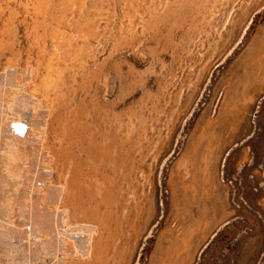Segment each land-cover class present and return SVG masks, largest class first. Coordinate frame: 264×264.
Listing matches in <instances>:
<instances>
[{
    "label": "rangeland",
    "instance_id": "374dc122",
    "mask_svg": "<svg viewBox=\"0 0 264 264\" xmlns=\"http://www.w3.org/2000/svg\"><path fill=\"white\" fill-rule=\"evenodd\" d=\"M8 70L45 114L27 149L65 221L90 229L89 253L67 238L62 264H264V0H0V79ZM5 165L0 222L22 256L39 238L19 211L29 202L3 190ZM235 174L245 225L195 227L210 214L193 179Z\"/></svg>",
    "mask_w": 264,
    "mask_h": 264
},
{
    "label": "bare ground",
    "instance_id": "6f19581e",
    "mask_svg": "<svg viewBox=\"0 0 264 264\" xmlns=\"http://www.w3.org/2000/svg\"><path fill=\"white\" fill-rule=\"evenodd\" d=\"M4 74L1 77L3 80L0 85V110L3 107H7L4 111L17 114L18 118L7 119L0 113V149H4L7 154L5 155L3 153L0 155V161L6 163V170L3 176H5L4 179L6 180V184H8L3 190H10L9 194L14 197L13 202L19 203L20 205L23 204L24 206L29 202V208H20L19 211L23 212V217L27 216L28 218L24 222V225L29 224V230L35 233L39 239H36L34 242L36 249H30L29 253L23 251L22 256H20V254H16L19 249L17 247L18 244L14 245L11 241L12 237L14 239L18 237L16 236L17 231L13 227L0 222V248H5L2 254H0V264L3 263V260L7 256H12L13 259L18 258V256L22 257V261H19L17 264H30L31 256L34 257L41 253V251H43L42 256H40L43 264L47 262L50 264H62L57 259V251L66 242L67 238L72 239L73 252L76 255L79 254L80 257L84 256L89 253L90 235L87 233L90 230L89 227L74 226L68 224V221H65L66 213L63 208L59 209L58 206L62 191L57 186L48 183L49 170H39L41 169L39 166H42L43 163H41L40 156L35 154L36 152L31 151L33 149L32 142L40 140V133L45 128V114L43 115L37 109L35 110L31 98L26 95L27 93L24 94L11 87L17 82L14 80L15 76L12 70H8ZM3 84L9 87L6 86V88ZM11 93H15L16 95L14 96ZM10 99L13 100L8 104ZM19 124L24 125L23 131L18 130L16 127ZM28 145H32L31 150H28ZM18 175H26L20 180L27 187H32L33 191L36 192V196L34 195L36 198L31 196V193L27 191L28 189L24 185V187H21V185L16 186ZM1 196L2 192H0V198ZM23 230L26 231L27 227L25 226ZM23 230H20V232L22 231L21 234ZM12 233L13 235H11ZM75 236L76 238H74ZM17 243H20V241L18 240ZM7 251H10V253ZM52 253L53 256L49 257ZM6 264L13 263L8 262ZM34 264H41V262Z\"/></svg>",
    "mask_w": 264,
    "mask_h": 264
},
{
    "label": "crops",
    "instance_id": "0c3cea01",
    "mask_svg": "<svg viewBox=\"0 0 264 264\" xmlns=\"http://www.w3.org/2000/svg\"><path fill=\"white\" fill-rule=\"evenodd\" d=\"M195 190L200 195L202 205L205 207L203 212L209 213V220L195 222L198 228L203 230H218L224 227H234V225H245L242 221H234V218H242L236 213L243 199L242 190L244 179L241 175L215 176L208 175L195 178ZM229 197H232L233 204H229ZM204 233V232H203Z\"/></svg>",
    "mask_w": 264,
    "mask_h": 264
},
{
    "label": "snow or ice",
    "instance_id": "6c2138e0",
    "mask_svg": "<svg viewBox=\"0 0 264 264\" xmlns=\"http://www.w3.org/2000/svg\"><path fill=\"white\" fill-rule=\"evenodd\" d=\"M16 127H17L18 130H20V131H23V129H24V125H23V124H19V125H17Z\"/></svg>",
    "mask_w": 264,
    "mask_h": 264
}]
</instances>
